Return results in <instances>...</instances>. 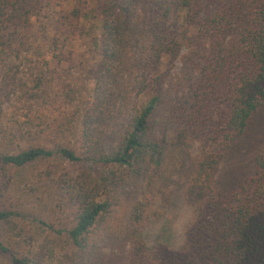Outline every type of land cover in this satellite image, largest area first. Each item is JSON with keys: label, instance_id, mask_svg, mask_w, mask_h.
<instances>
[{"label": "trees", "instance_id": "1", "mask_svg": "<svg viewBox=\"0 0 264 264\" xmlns=\"http://www.w3.org/2000/svg\"><path fill=\"white\" fill-rule=\"evenodd\" d=\"M39 2L0 0V221L22 214L1 203L9 168L58 157L72 166L58 181L69 264H264V139L251 175L218 182L264 109V0L75 6L67 19L88 21L99 50L81 81L60 68L68 43ZM176 189L194 211L183 245L152 247L153 207ZM0 252L31 264L1 236Z\"/></svg>", "mask_w": 264, "mask_h": 264}, {"label": "rangeland", "instance_id": "2", "mask_svg": "<svg viewBox=\"0 0 264 264\" xmlns=\"http://www.w3.org/2000/svg\"><path fill=\"white\" fill-rule=\"evenodd\" d=\"M89 1L39 2L40 5L44 4V11L49 13L48 26L55 31L52 34L66 37V42L59 41V44L62 46L68 43L63 46L65 52L60 68L68 74L69 79L80 78L79 81L82 78L88 80L90 75L87 71L96 66L99 50L93 42L92 35L95 34L90 30L89 22H85V27H80L67 18H74L71 10L75 6L90 9L94 4ZM103 1L96 0L97 7ZM33 24L37 28L38 20L33 19ZM263 139L264 109L256 115L247 135L238 140L222 160L218 175L220 187L232 188L253 173L254 156ZM22 143L21 148L29 145L28 142ZM13 149H20V146ZM67 168L72 166L58 157L24 167L9 168L13 176L12 185L1 203L3 207H12L22 214L9 222L0 221V236L19 255L28 257L31 264H69L68 256L76 249L66 233L70 227L71 205L58 182L60 173ZM193 217V208L186 203L182 190L176 189L168 204L157 202L153 207L151 224L146 232L148 244L153 247L160 242H168L172 249H180L184 231ZM0 264H12L11 256L0 252Z\"/></svg>", "mask_w": 264, "mask_h": 264}]
</instances>
